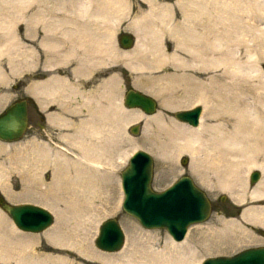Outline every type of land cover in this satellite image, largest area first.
Listing matches in <instances>:
<instances>
[{"label":"rangeland","instance_id":"374dc122","mask_svg":"<svg viewBox=\"0 0 264 264\" xmlns=\"http://www.w3.org/2000/svg\"><path fill=\"white\" fill-rule=\"evenodd\" d=\"M63 2L66 4H61ZM102 2L103 4L102 3L101 4L103 6L107 4L104 1ZM119 2L121 4L117 6V9L114 11L115 13L112 16L115 17L114 20L112 22H110V20L109 21L108 20L103 21L102 19L98 20L97 24L101 26V30H98L96 32L99 33V36L101 37L100 39L101 42L105 41L113 45V49L115 48L114 49L115 53L121 51L123 53H133L135 51L133 49H136L137 41L141 39L136 30V26L139 23L138 20L142 19L141 18L142 13L149 11V6L143 0H121ZM161 2L168 3L170 5V9L168 12L170 25H174L175 23L179 24L183 21V13L185 11L179 7V5L177 4V0H164V1L161 0ZM258 3L260 4L261 8H263L262 11H264V0H201L199 2H196L194 6L195 13H193V15L194 16L201 15L203 16V18L205 19L207 18L209 22L207 21V23L205 24L204 21L205 24L204 26L208 27L209 25V27L210 26L215 27V30L213 31L210 30L209 34H208V30L206 32L204 31L203 35H206L203 36L204 40L201 37L199 40L200 44L192 48L191 52H186L176 48L175 47L176 44L181 40L177 39V37H175L176 35L173 36L169 34V32H164L161 36L156 38V40L154 39L155 41L153 40V42L155 45L154 51H158L157 54L161 53L162 55L164 54L166 57H162L161 61L157 59L154 60L153 62L148 60L149 58H146L147 64L145 65V67H141L142 64L141 65L139 64L140 67H134V68H132L133 67L132 64L134 63H132L129 60L121 58L120 56H118V54L112 55L111 52H105V54H100L99 53L100 51L98 52L96 51L95 58L92 59L95 60L106 59V57L108 56L107 58H109V60L106 59L104 64L84 63V59H83L84 54L83 52H81V47L82 45L89 43L91 41V33H89V31L84 29H83L84 32H82L83 31L82 28H84L82 27V25L86 26L87 24L86 19H80L79 17H77L75 18V20L58 19L52 21V23H58L61 27H66V28L69 27V30L56 29V31H54V33H52V35L49 36L51 37L56 35L54 37L55 40L61 39V37L68 38L66 40H69L66 42V45L69 47V49L68 50L63 49L62 53H56L58 56L57 58H54L53 56L47 57V55L50 52L47 51L45 47L44 50L39 46L40 45L39 41H41L43 35L45 36L44 32L42 31L43 26L44 24L49 23V21L29 20V22H26L30 24L35 23L38 29L40 28L39 32H42V33H38L37 35L36 34L32 35L33 37L32 36L27 37V35H24L25 32L24 27L26 26V24L25 22L23 23L21 22V26L19 28H16L15 30L20 36L21 40H19L18 38L16 45L15 46L11 45L9 47V50L10 52L15 50L17 52L18 50L19 54L16 55L17 59L21 57L27 59L31 58L30 60L31 61L33 60L32 62L34 63L27 64L26 66L24 64V65H17L14 67H10L9 65H7L8 64L7 60L9 56H6V54H4L1 57V61L3 60L2 61L3 63L2 65H0V111L3 108H5L6 105L11 103L16 98H18L19 95H17L18 92L15 89L18 85V82L21 81L22 78L24 79L28 77L27 83L29 84L31 83L36 67L54 66V65L58 66V65H67V64L85 68V74L83 76H90V75L92 76V73L97 71H98L97 73H101L103 71L104 74L105 72H107L108 67L114 65L115 67H110V68H113V70L115 71L114 76L117 77L118 79L117 82L119 83L118 85L119 91L115 92L113 90V95L115 93H116L115 96L118 95L117 97L118 104L116 105V103H114V108H113L114 116L112 117L113 119L111 118V116H109V118L103 117V119H100L97 113H93L94 111H91L90 107H87L88 108L86 110L87 115L85 117H88V119L84 123H82L83 125L79 126L78 128L76 127L72 129L71 131H69V133L68 132L64 133L61 131L62 133H59L57 135V138L55 139V143L51 144L48 147H43L44 145L42 144L39 143L37 144L34 141H28L25 139H20L13 142L0 141V195L5 197V199L10 203L31 202L42 206V202L38 201L37 199L39 192L37 190L36 180L38 177H41V179L46 180L47 183L52 182L53 176L55 174L54 171L56 170L54 166V160L56 155L59 153L61 154L62 152L65 153L64 155H66L63 156V158L66 157L65 160L66 161L68 160L70 162V166L68 167V177H87V179L91 178V180L94 179L93 181L95 182H99L100 184L107 185V187L108 186L111 187L109 188V194L111 193L110 196H112L110 199L111 204H108V207L110 205H115L118 208V210L116 208V211H114V213L112 214L111 213L106 215L105 213L102 214L103 213L102 210H105V208H107L105 207L106 202L104 201V199L106 198L103 197L100 199L96 198L97 200L94 199L95 203L94 201L92 202V204L90 203L91 204L90 208L92 209L88 208L86 212L84 211L82 213V214L85 213L84 215L81 214L80 215L81 217L80 216L78 217L77 212H74L75 209L74 205L76 203L74 204L70 202L68 205L61 204L62 198L60 196V199L58 200V205H56L55 207L54 206L52 207V205L49 204L46 205L43 204V207L49 209L53 213L54 215L53 224L42 232L30 233V232H23L17 229L14 226L13 222L11 221L10 217L0 208V238H1L0 242H2L3 244L2 245L0 243L1 244L0 255L1 253H3V255L6 253L5 256L1 255L3 259H1L0 257L1 259L0 264H11V263L16 264L17 261H18L17 264H22V263L26 264L27 262H28L27 264H31V262L33 261L30 260L31 256L32 259L35 258L38 261V263H36V260H34L32 264L34 263L39 264L40 262H42L40 264H43L44 263L43 261L45 259L44 257L46 255L50 256V254H53L52 257L54 260H51V262L53 261L52 262L53 264H56L57 262H59L57 264H64V263L65 264H69V263L70 264H110V263L119 264V262L121 263L122 261L125 260L124 258H126L125 261H127V258H129L128 259L129 261H127V263L125 264H133L134 260L140 259L142 255H144V253L148 250L149 251L151 250V252L153 251V253L158 256L160 255L159 252L163 251L160 257H162L163 255L166 257L168 256L167 257L168 260L167 259L164 260L165 261L167 260L166 263L167 262L169 263V261L173 259V256H175V253L171 251L173 246L176 245H179L180 248L183 247L180 251L183 253V256L185 255L189 258L190 261L189 264H191V262L192 264H201L202 260L206 257L230 256L245 248L264 245V238H262L261 236H257L259 234L255 230V229L264 228V219L256 220L255 223L249 221L247 222L243 218H242L243 220L241 219V214L247 208L256 205L264 207L263 199L252 200L249 197V194L254 188V186L261 180V178L264 177L263 172L260 169H256V168L250 169L247 166H242L243 169L241 167L240 170H237V174H238L237 176L239 177L235 176V180H234L235 185L232 183L231 184L232 187L231 185L230 187H228L225 186L224 183L220 182L223 185L222 186L220 183H218L219 182L218 178L215 177L214 175L215 167L221 162L223 163V161L225 160L224 157H222L220 154L216 155L215 159L214 157L212 159L211 156L207 155L206 157L203 154L198 153L196 155V158H198L199 161H197L196 159L192 160L191 156H188L189 154L186 153H182V154L179 153L180 156L179 157L177 155L178 154L177 152L171 151V149L168 147V144L171 143L172 141L171 139L174 137L173 131L176 132V129L179 130L180 127L196 129L193 126L178 121L173 116V113L175 111L188 109L195 105H201L202 113H201L200 121L201 118H203V120H205L206 124L209 127L217 126V124L222 122V120L225 121L229 120L233 122V120L237 118L244 120L246 119V117L254 115L255 113H259L260 115L264 114V84H262V82L264 81L263 46L261 44L260 46L256 45V43L253 42L251 37L244 36L243 37L244 39L241 37L240 38L241 41L238 42L236 41V39L234 40V38L228 33L220 31V28L225 27L227 24L230 26V25H235L237 23V18H234L235 16H233L232 13L233 11L235 13H238L240 11L243 12V10H247L248 7L252 8L253 6H256V4ZM44 6L50 7L56 11L62 10L57 12L55 11L56 13L47 14L45 15V17L58 16L57 18H60L62 16H67L68 18H70V15L76 17V15H72V14H68L67 12H64L65 7L67 9L71 7L70 0H63V1L47 0ZM253 10L255 12L256 8L254 7ZM63 13L64 15H61ZM225 14L226 17L225 20L223 21L221 18ZM93 21L94 20H92V22ZM142 22H143L142 23L143 28L149 27L150 22L147 21V18L143 19ZM262 22L263 21H261L259 24H262ZM70 27L73 28L74 30L78 29V27H80V29L78 31H74ZM3 29L4 28H0V36L2 35V37L4 33ZM63 30H67V32H63ZM176 31L177 30L175 29L174 32ZM122 32L133 35L135 39V44L132 48L123 49L119 46L118 36ZM6 35H7L6 37L9 38L11 33L8 32V34L6 33ZM223 38H225V40L229 42L228 43L224 42L223 46H218L216 40L219 39L218 41H221L223 40ZM261 40L264 42V36L263 38L261 37ZM182 41L191 44L192 40L191 37L189 38L188 36H186L182 38ZM157 42L158 44H156ZM77 45L78 48H74V46ZM259 47L261 48L259 49ZM209 48L210 50L212 48L216 49V51L219 50V52L216 53L215 50H212V52L209 50L210 51L209 52L208 51ZM206 51H208L209 53ZM16 52L13 54V56L16 54ZM42 53L44 54V57L47 58L43 60L40 59V54ZM203 53L210 54L209 55L210 63L212 62L211 63L212 66L209 64L207 70L195 69L200 64H198L194 69H192L193 67H191V69L190 67H187L189 68L187 69L185 67L178 66L177 63L179 61L178 58H186L187 60H191V58H193L192 56H198L199 54L204 55ZM254 54H256V56ZM88 57L91 58L92 54H90ZM223 60H224V64H222L221 66ZM51 61L54 62L50 63ZM213 62L216 63L213 64ZM217 62L220 64H217ZM225 62L228 63L225 64ZM213 65L215 66L218 65V66L216 68L213 67ZM224 65L227 67L231 65L230 67H232L233 69L231 70L230 67H228V69L224 67L225 68L224 69L223 68ZM236 66L237 68L235 69ZM203 70H206V72ZM223 70H225V73ZM229 70H231V72L233 70L234 71L231 73ZM238 70L239 71L244 70V71L237 72ZM226 71L228 74L226 73ZM193 73L194 75H192ZM235 73H237L238 75H234L235 76L234 78L233 74ZM189 74L192 76L190 77ZM229 74L232 75L230 76ZM193 76H195L194 82L200 81L199 83H204V84L209 83L210 86L212 87L211 90L212 93L207 95L206 91L203 90L204 91V93H202L203 101L206 99V96H208L206 99L207 102L205 101L206 103L203 102L201 99L202 103L201 101H199L200 104L199 102H197L195 104L187 106V108L176 107L175 104L178 102V100L176 99H179V95H180L179 93L180 89L178 88V86L175 85L176 81H179L182 78H189V77L193 79ZM197 76L200 79L199 81H197L198 79ZM172 79H174L175 81H173ZM102 87L103 89H105L104 86ZM128 87L141 90L153 96L158 103L157 111L154 114L148 115L140 110L130 109L125 107L121 102H122L124 90ZM256 88H258L260 92L258 97H255L254 89ZM233 89H237V90L234 91ZM111 91L112 88L108 89L107 91L108 94H110ZM237 92L240 94H237ZM95 93L97 97L98 95L100 96L102 94L100 89L97 88H95ZM168 94L170 96H167ZM117 98L114 97V101ZM171 100H173L172 102H174V104L171 102ZM205 108L206 109L209 108L210 111L212 112V113L210 112V114L212 115L209 114L210 115L209 116L208 114H206ZM134 111H139L142 113V115H140V117H138V119L136 120H132L128 118L126 120L127 113H133ZM213 114L216 116H214ZM95 116H97L98 119L97 117L95 118ZM157 116L163 117L162 118L163 124L158 125L157 123H153V121H150V126H147L146 119L154 118ZM135 124L139 126V131L138 133L133 134L131 133L130 128ZM164 125L167 127H164ZM99 134H101V136L104 138L106 137V141H109L108 142L109 145L111 144L110 142H113L112 144L113 145L115 144L116 147H113V145L111 144L112 148L114 151L115 149L117 151H115L116 153L113 152L112 159L110 158L107 160H103L101 162L102 165L94 161L92 162L95 164H93L92 162H90L89 164V162L87 161L89 160V157H87L86 154L87 152L86 146L89 145L90 141L95 142ZM111 135L113 138L115 137V139H113ZM109 136L111 138H109ZM167 148L170 150H168ZM136 150H146L151 154L153 158L154 161L153 179L151 185L154 190L161 191L166 187H168L181 175L188 174L193 178L194 182L206 192L207 196L211 201L212 208L209 218L204 222L191 224L188 227V231L185 235L184 240H182L181 242L174 241L165 229L162 228L147 229L142 227L136 218L125 213L121 207V203L123 200V193L121 189L120 172L123 170V168H125V166L128 163L129 157ZM167 150L170 152V153L168 152L170 155L172 154V156L170 155L168 156ZM118 155H120V157L122 156V158L120 157L118 158ZM184 157L187 159L186 164L181 163V159ZM109 160L114 162L111 163V161L109 162ZM96 161L99 160L96 159ZM214 163L216 164V166L213 165ZM37 164H39L40 166ZM81 167H83L84 168L83 170L85 171V173H83L82 175L78 170V168L81 170ZM192 169L194 170L192 171ZM253 170H258L261 173V176L257 183L251 185L249 183L248 175L249 172ZM62 171L61 172L58 171V172L61 173L62 175L63 174L66 175V172L64 170ZM48 173L49 176H47ZM236 178L239 179L236 180ZM238 182H240V184H237ZM240 185H242L243 187L241 186L242 187L241 188ZM235 187H237L236 189L238 191L239 188L241 190L244 189V192L247 189L244 198L240 196L241 193L238 192L235 189ZM228 188L231 189H229L228 191ZM27 189L29 190L31 189V190L27 191ZM236 194L237 196H234ZM43 196L46 199L47 196L49 199L51 198L49 196H52L51 199L53 200L58 199V195L55 194V191H52V193L50 191V193H47ZM220 197H224V200H220ZM33 198L35 199L33 200ZM238 199L240 202L238 201ZM241 200L244 202H242ZM78 205L79 204H76L75 206L77 207ZM108 218H116L118 220V222L120 223L123 229L124 237H125L122 248L116 252H111V253L103 252L97 249L94 245V239L97 235L100 223ZM231 222L233 225L230 224ZM56 230H58V234H62V233H63L62 235L67 234L68 244L61 243L62 241H60L61 240L60 238L62 235H59L60 238L59 236L58 237L56 236V238L59 239V242L58 240H56V238H54L55 241L54 239L49 240V237ZM49 234L50 236H48ZM1 235L3 238L1 237ZM74 242L76 243V245H74L75 244ZM54 243H56V245ZM75 247L78 248L75 249ZM133 247L136 250H134ZM23 249H25L26 252L28 253H26L25 250L24 252L26 254L24 252L21 253ZM190 249L192 250V253H189ZM76 250H78V252ZM83 250H85L86 252H84ZM17 251L20 254L16 255ZM193 251L195 253H193ZM125 252L127 253V256L125 255L126 254ZM130 252L131 255L129 254ZM7 253H10L9 255L11 256L7 255ZM82 253L84 254V256ZM6 255L8 257H11L10 262L8 260L9 258H7ZM38 255H40L41 257ZM97 255L99 256L101 255V257ZM16 256L17 257L19 256L21 258L19 257L17 258ZM63 256L65 257V259ZM164 256L162 258H165ZM170 256L172 257L171 259ZM59 257L61 260L59 259ZM14 259L16 260V262L13 261ZM55 259L57 260V262ZM4 260L6 261V263Z\"/></svg>","mask_w":264,"mask_h":264},{"label":"bare ground","instance_id":"6f19581e","mask_svg":"<svg viewBox=\"0 0 264 264\" xmlns=\"http://www.w3.org/2000/svg\"><path fill=\"white\" fill-rule=\"evenodd\" d=\"M102 1H104L107 4L103 6L102 5L103 4ZM119 1H121V0H70L71 7L68 8V9L65 7V9H64L65 11L64 12H67L68 14L76 15V17L70 15V18H68L67 16H62V17L59 16L60 18H57L58 16L57 17H55V16L54 17H51V16L45 17V15H47V14L56 13L57 11H62V10H57L56 11V10L50 8V7L44 6L45 3L47 2V0H0V28H4L3 30H4V33H5V34L3 33V37H2V35L0 36V65H2V63H3L2 62L3 60L1 61V57L4 54H6V56H9L8 60H7V63H8L7 65H9L10 67H14V66H17V65H24V64L26 66L27 64H33L34 63V62H32L33 60L32 61L30 60L31 58L27 59V58H22L21 57V58L17 59L16 55L19 54L18 50H17V52H16V50L12 51V52H10V50H9V47L11 45H14V46L16 45L18 38H19V40H21L20 36L15 31L16 28H19L21 26V22L22 23L25 22V24H26V26L24 27V31H25L24 35H27V37L28 36L30 37V36H32L34 34H36V35L38 34L40 28L38 29L37 25H35L34 22H33L34 24L26 23V22H29V20H32V21L33 20H36V21L37 20H48L49 23H46L43 26V32L45 33V37L47 38L50 35H52V33H54V31H56V29L57 30H61V29L69 30V27L68 28L61 27L58 23H52V21H54V20H58V19L59 20H68V19L69 20H73V19L75 20V18H77V17H79L80 19H86L87 24H86V26L82 25V27H84V28H82V30L84 29V30L89 31V33H91V41L89 43H87L86 45L81 47V52H83V54H85V58H83L84 59V63H87V64H90V63H93V64H104L106 59L109 60V58H107L108 56L106 57V59H97V60L92 59V58H95L96 51L97 52L100 51L99 52L100 54H105V52H111L112 55L118 54V56H120L121 58L129 60L132 63H134V64H132L133 65L132 68L140 67L141 64H142L141 67H145V65L147 64L146 63V61H147L146 58H149L148 60L153 62L154 60H157V59L161 61L162 57H166L164 54L163 55L161 53L157 54L158 51H154L155 50V45H154V42H153L154 39L156 40V38L161 36L164 32H169V34H171L173 36L176 35L175 37H177V39L181 40L180 42H178L176 44V46H175L176 48H178L180 50H183V51H186V52H191L192 48H194L196 45L200 44L199 43L200 38L201 37L203 38V36H206V35H203L204 31L206 32L208 30V34H209L210 30H212V31L215 30V27H211V26L209 27V25H208V27L204 26L207 23V21L209 22V20L207 18L205 19L201 15H196V16L193 15V13H195L194 12L195 11L194 6H195L196 2H199L201 0H177V4L185 12L183 13V21L181 23H179V24L175 23L174 25H170V19H169V15H168V12H169V9H170V5L168 3H162L161 0H143L146 4H148L149 11L145 12V13H142V15H141L142 19L138 20L139 23L136 26V30H137V32H138V34H139L141 39H139L138 41L136 40L137 41L136 49H133L135 51L133 53H123L122 51H121L122 53L121 52L115 53V51H114L115 48L113 49V45L108 43V42H105V41L101 42V40H100L101 37L99 36V33L96 32V31L101 30V26H99L97 24L98 20H100V19H102L103 21H107V20L109 21L110 20V22H112L114 20L115 17H112V16L114 15V13H115L114 11L117 9V6H119V4H121ZM61 4H66V3L63 2ZM254 7L256 8L255 12L253 10ZM262 9L263 8H261L260 4L258 3V4H256V6H253L252 8L248 7L247 10H243V12L240 11L238 13H235L233 11L232 13H233V16H235L234 18H237V23L235 22L236 23L235 25H230V26L227 24L225 27L220 28V31L228 33L229 35H231L234 38V40L236 39V41H238V42L241 41V39H240L241 37L242 38L244 36L251 37L253 42L256 43V45L260 46V44H261L263 46V48H264V42L261 40V37L263 38V36H264V11H262ZM116 13H117V11H116ZM61 15H64V13L61 14ZM225 17H226V14L223 15L221 19L224 21ZM146 18H147V21L150 22V25L147 28H143L142 27V23H143L142 20L146 19ZM92 20H94V21L92 22ZM204 21H205V24H204ZM261 21H263L262 24H259ZM11 24H12V26H11ZM71 29H73V28H71ZM79 29H80V27H78V29H75V30L73 29V30L74 31H78ZM175 29L177 30L176 32H174ZM67 30H63V32H67ZM84 30L82 32H84ZM103 30H105V29H103ZM8 32L11 33L10 36L8 35L9 38L6 37L7 36L6 33L8 34ZM186 36H188L189 38L191 37V40H192L191 44H188V43L182 41V38H184ZM225 37H226V34H225ZM221 39H222V37H221ZM203 40H204V38H203ZM218 40H216L217 41L216 43H218L217 44L218 46H223L224 42L225 43L229 42V41H226L225 38H223V40H221V41H218ZM48 41H50V39H48ZM208 41H210V40H208ZM50 42H54V41H50ZM156 44H158V42ZM207 45H209V44H207ZM260 48L261 47H259V49ZM11 49H12V47H11ZM220 49H222V48H220ZM209 50H210V48L208 49V51ZM212 50L216 51V49H213V48L210 51L212 52ZM208 51H206V52H208ZM15 52H16V54L13 56V54ZM218 52H219V50L216 51V53H218ZM147 53H148V56H147ZM195 53H196V51H195ZM90 54H92L91 58L88 57ZM200 54L198 56H192L193 58L194 57L195 58L194 59L191 58V60H187L186 58H178L179 61L178 62L176 61V62L178 63L179 67H185V68L190 67V69H191V67H193L192 69H194L198 64H200L195 69H206L207 70L208 67H209V64L211 65V63H212V62L210 63V59H209V55L210 54H207V53L204 54V55H200ZM25 55H26V53H25ZM254 55L256 56V54H254ZM175 57H177V56H175ZM48 62H49V60H48ZM50 63H53V61H51ZM214 63H216V62H213V64ZM227 63L225 62V64H227ZM217 64H220V63L217 62ZM222 64H224V60H223V63H221V66H222ZM217 66L218 65H216V66L213 65V67H216V68H217ZM230 66L231 65H229L228 67H230ZM224 67L228 69L227 66L224 65L223 68ZM230 68H231V70L233 69L232 67H230ZM236 68H237V66L235 67V69ZM187 69H189V68H187ZM238 69H239V67H238ZM206 70H203V71L206 72ZM209 70H210V68H209ZM231 70H229V71L231 72ZM223 71L225 73V70H223ZM241 71L238 70L237 72H241ZM226 73H227V71H226ZM192 75H194V73ZM192 75H190V77ZM234 75H238V74L235 73V74H233V76ZM190 77L189 78H182L179 81H176V83H175V85L178 86V88L180 89L179 99H176V100H178V102L175 104L176 107H184V108L186 107L187 108V106H190L192 104H195V103L201 101V99L203 98L202 93H204L203 90L206 91L207 95L212 93L211 92L212 87L210 86L209 83L208 84L199 83L200 79L198 78V76H197L198 79L197 78H195V79H197V81H199V82H196V81L194 82V77L195 76H193V79L190 78ZM234 78H235V76H234ZM172 80L175 81L174 79H172ZM262 84H264V81L262 82ZM173 87H175V86H173ZM233 90L236 91L237 89H233ZM174 92H175V90H174ZM254 92H255V97H258L259 93H260L259 89L258 88L254 89ZM159 93H161V92H159ZM237 94H240V93L237 92ZM167 96H170V95L168 94ZM207 97L208 96H206V99H207ZM177 98H178V96H177ZM206 99L204 101L202 99V101L205 102ZM1 101H2V99H1ZM172 101L173 100H171V102ZM202 101H201V103H202ZM212 102H213V100H212ZM172 103L174 104V102H172ZM172 103H169V104H172ZM199 104H200V102H199ZM212 105H213V103H212ZM210 112H211L210 109L207 108L206 109V114L209 115ZM101 113H103V112H101ZM225 113H226V111H225ZM116 115H118V114H116ZM140 115H142V113L139 112V111H134L133 113H127L126 120H127V118L128 119H132V120H136V119H138V117H140ZM210 115H212V114H210ZM123 116H125V115H123ZM214 116H216V115H214ZM214 116H212V117H214ZM162 118L163 117H161V116H157V117H154V118H147L146 119L147 120V126H150V121H153V123H157L158 125H162L163 124V119ZM204 118H206V117H204ZM164 127H167V126L164 125ZM195 128L196 129H190V128H186V127L185 128H183V127L181 128L180 127L179 130L176 129L177 133L175 131H173L174 132V137L171 139L172 140L171 143L168 144V147L171 149V151L177 152L178 156H179V153H181V154L182 153L189 154L188 156H191L192 160L196 159L197 161H199V159L196 158V155L198 153H201V154H203L206 157H207V155L211 156L212 159H213V157L215 159L216 155L220 154L222 157H224L225 160L223 161V163L220 161L222 164L221 163L220 164L217 163L218 164L217 166H216L215 163L213 164L214 166H216L215 169H214V175H215V177L218 178V181H219L218 183H220V182L224 183L225 186H228V187H230V185L232 183L233 184L235 183L234 182L235 176L238 175L237 174V170H240V168L242 166H247L250 169L251 168L260 169L263 172V174H264V114L260 115L259 113H255L254 115L246 117V119H244V120H241V119L237 118V119L233 120V122L229 121V120H227V121L222 120V122L218 123L217 126H215V127H209L206 124L205 120H203V118H201L200 124L197 127H195ZM111 137H112V135H111ZM111 137L109 136V138H111ZM107 138H108V136H107ZM89 139H91V138H89ZM113 139H115V137ZM108 142L109 141H106V137L105 138L102 137L101 134L98 135V137L96 138L95 142H91V141L89 142V145L86 146V150H87L86 154H87V157H89V160H90V161L87 160L89 162V164L92 161L101 164V162L103 160H107V159H110V158L112 159L113 152H115L117 150L116 149H115V151L113 150V148H112V145H113L112 143L113 142H110L112 145L111 144L109 145ZM113 147H116L115 144L113 145ZM170 149H168V150H170ZM164 150H165V148H164ZM164 150H163V153H164ZM168 150H167V153L169 152ZM169 153H168V156L170 155ZM64 154L65 153L61 152V154L59 153L55 157L54 166H55L56 170L54 171L55 174L53 176L52 182L47 183V181L44 180V179H41V177H38L37 180H36L37 190L39 192V195H38L37 199H38V201L42 202V206H43V204H45V205L49 204V205H52V207L53 206L55 207L56 205H58V200L60 199V196H61V198H62L61 199V202H62L61 204L68 205L70 202L74 203V204L75 203L79 204L77 207L75 206L76 204L74 205V207H75L74 212H77V216L79 217L84 211L86 212V210L91 207V204L94 201V199L97 200L96 198L100 199V198L103 197V198H106V199H104V201L106 202V206L105 207H107V208H105V210H102V212H103L102 214L105 213V215H106V214H109V213H111V214L114 213V211H116L117 207L115 205H110L108 207V204H111L110 203V199H111L112 196H110L111 193L109 194V188H111V187H109V186L107 187V185H103V184H100L99 182H95V181H93L94 179H92V180H91V178L87 179V177H68V167L70 166V162L68 160L67 161L65 160L66 157L63 158V156H66ZM120 155H118V158L120 157ZM170 156H172V154ZM120 158H122V156ZM96 159H98L99 161H96ZM218 159H220V158H218ZM110 161L111 160H109V162ZM195 161H193V162H195ZM112 162H114V161H111V163ZM197 163H199V162H197ZM212 163H213V161H212ZM39 164H40V162H39ZM39 164H37V165H39ZM93 164H95V163H93ZM194 164H196V163H194ZM105 166H107V165H105ZM192 167H194V166H192ZM83 169H84L83 167H81V170L78 168V170L80 171L81 175L83 173H85V171ZM242 169H243V167H242ZM62 170H64L66 172V175L63 174L64 175L63 176L61 173H59ZM193 170L194 169H192V171ZM2 173H4V172H2ZM237 177H239V176H237ZM238 179L239 178H236V180H238ZM240 182H238L237 184H240ZM241 186L242 185H240V187ZM231 187H232V185H231ZM236 188L237 187H235V189ZM244 188H245V186H244ZM225 189H227V188H225ZM229 189H231V188H228V191H229ZM28 190L29 189H27V191ZM246 190L244 192V189L241 190L239 188V191L238 190L237 191L240 192L241 193L240 196H242L244 198ZM50 191H51V193H52V191H55V194L58 195V199L57 200L51 199L53 195L49 196V197H51L50 199L48 198V196H47V199L43 196V195H45L47 193H50ZM230 192H232V191H230ZM234 196H237V194L234 195ZM30 197H31V195H30ZM249 197L252 200H258V199H263L264 200V177L261 178V180L254 186V188L252 189V191L249 194ZM27 198H29V197H27ZM34 199L35 198H33V200ZM238 201H239V199H238ZM235 202H237V201H235ZM242 202H244V201H242ZM94 203H95V201H94ZM93 205H95V204H93ZM90 209H92V208H90ZM117 210H118V208H117ZM84 214H82V215H84ZM242 218L245 221H247V222L249 221V222H254V223H255L256 220H262V219H264V207L256 205V206L247 208L241 214V219ZM232 222L230 223L231 225H233ZM187 231H188V228H187ZM187 231H186V233H187ZM62 234H58V230H56L55 232L52 233L51 236H50V234L48 235V236H50L49 240H53L54 238H56V236L58 237L59 235H62ZM1 237H2V235H1ZM59 238H60V236H59ZM7 239H8V237H7ZM60 239H61L60 241H62L61 243L68 244L67 243L68 242L67 234L62 235ZM56 240H58V242H59V239L56 238ZM54 241H55V239H54ZM69 241H70V239H69ZM0 243L2 244V242H0ZM3 243H5V242H3ZM71 243H73V242H71ZM5 244H7V243H5ZM54 244L56 245V243H54ZM11 245H12V243H11ZM11 245H10V247H11ZM57 245H59V244H57ZM74 245H76V243ZM146 246H148V245H146ZM79 247H81V246H79ZM66 248H67V246H66ZM76 248H78V247H75V249ZM182 248H180L179 245L173 246L171 252L175 253V256H173V259H171L172 257L170 256L171 260L169 261V263L168 262L166 263V261L168 260V258H167L168 256L166 257V256L163 255L165 258H162L163 256L160 257L162 255L161 253L163 251L159 252L160 255L158 256V255L154 254L153 251L151 252V250L150 251L149 250L146 251L144 253V255H142V257L140 259H137V260H134V261L132 260V261H133V264H189L190 263L189 258L187 256H185V255H184L185 256L184 257L183 253L180 251ZM71 249H73V248H71ZM133 249H134V247H133ZM21 250H20V252H21ZM24 250L25 249H23V251L21 253H23ZM134 250H136V249H134ZM145 250H147V249H145ZM76 251L78 252V250H76ZM83 251L86 252L85 250H83ZM130 251H132V250H130ZM25 252H26V250H25ZM10 253H12V252H10ZM10 253H7V255H9ZM26 253H28V252H26ZM189 253H192L191 249L189 250ZM193 253H195V252L193 251ZM5 254L3 255V253H1V255H3V256H5ZM17 254H20V253H18V251H17L16 255ZM129 254L131 255V252ZM1 255H0V257H1ZM7 255H6V257L9 258L8 260L10 262V258L11 257H8ZM52 255L53 254H50V256L46 255L44 257L45 259L43 261L44 262L43 264H50V263L53 264L52 263L53 261L51 262V260H54ZM125 255L127 256V253ZM130 255H129V257H130ZM9 256H11V255H9ZM38 256H40V255H38ZM83 256H84V254H83ZM97 256H99V255H97ZM99 257H101V255ZM19 258H21V257H19ZM1 259H3V258L1 257ZM12 259H13V257H12ZM25 259H27V258H25ZM40 259H43V258H40ZM59 259H60V257H59ZM64 259H65V257H64ZM124 259L126 260V258H124ZM128 259L129 258H127V261H129ZM164 259H167V260L165 261ZM30 260L31 261L33 260L32 262L30 261L31 264H32L34 262V260H36V259L35 258L32 259V256H31ZM125 260L122 261L121 263L119 262V264L127 263V261H125ZM6 261H5V263H6ZM13 261L16 262L15 259ZM63 261H61V262H63ZM2 262H3V260H2ZM56 262H57V260H56ZM17 263H18V261H17ZM36 263H38L37 260H36ZM36 263H34V264H36ZM40 263H42V262H40ZM57 263H59V262H57ZM110 264H112V263H110ZM113 264H115V263H113ZM191 264H192V262H191Z\"/></svg>","mask_w":264,"mask_h":264},{"label":"water","instance_id":"95a60500","mask_svg":"<svg viewBox=\"0 0 264 264\" xmlns=\"http://www.w3.org/2000/svg\"><path fill=\"white\" fill-rule=\"evenodd\" d=\"M119 46L130 49L135 44L132 34L122 32L118 36ZM122 103L130 109H137L145 114L157 111L156 99L141 90L125 89ZM202 113L201 105L178 110L173 116L180 122L196 127ZM27 109L24 100L15 101L0 113V140L16 141L26 126ZM131 133L139 131L138 125L130 128ZM182 164L187 163L184 157ZM153 158L146 150L134 151L128 163L120 172L123 200L121 207L125 213L137 219L147 229H165L171 238L181 242L191 224L206 221L211 214V202L206 192L193 178L184 174L161 191L152 188ZM261 173L258 170L249 172V183L258 182ZM224 197H222V200ZM0 208L10 217L14 226L23 231L38 233L49 228L54 222L53 213L38 204L31 202L10 203L0 196ZM264 236V229L261 228ZM124 232L116 218H108L99 225L94 245L103 252H116L124 244ZM201 264H264V246H253L242 249L230 256H210Z\"/></svg>","mask_w":264,"mask_h":264},{"label":"flooded vegetation","instance_id":"af4514ba","mask_svg":"<svg viewBox=\"0 0 264 264\" xmlns=\"http://www.w3.org/2000/svg\"><path fill=\"white\" fill-rule=\"evenodd\" d=\"M55 36L46 38L43 35L41 41H39L40 48L44 49L45 47L50 52H48L47 57L57 58L56 53H62L63 49H69L66 45V42L69 41L66 40L68 38L61 37V39L55 40ZM48 39L54 42H50ZM78 45L74 48H78ZM47 57H44L43 53L40 54L42 60ZM83 58H85V54ZM110 67L107 68V72L104 74L103 71L101 73H97V71L93 72L92 76H83L85 68L69 64L36 67L31 83H27L28 77L22 78L15 89L18 92V98L6 105L0 113L13 102L24 100L27 109L26 126L18 140L34 141L37 144L44 145L43 147H48L55 143L59 133H69L72 129L83 125L82 123L88 119V117H85L87 107H90V110L94 111L93 113H97L100 119L114 116L112 113L113 106L114 103L118 104V95L115 96L116 93L113 95V90L115 92L119 91V83L117 77L114 76L115 71ZM95 88L100 89L102 93L98 97L95 95ZM107 88H112L110 94H108ZM114 97L117 98L115 101ZM47 176H49V173ZM220 200H222V197H220ZM255 230L259 234L257 236L264 238L261 229Z\"/></svg>","mask_w":264,"mask_h":264}]
</instances>
